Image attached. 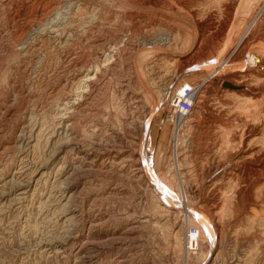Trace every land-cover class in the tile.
Here are the masks:
<instances>
[{
  "label": "rangeland",
  "instance_id": "rangeland-1",
  "mask_svg": "<svg viewBox=\"0 0 264 264\" xmlns=\"http://www.w3.org/2000/svg\"><path fill=\"white\" fill-rule=\"evenodd\" d=\"M52 1L0 0V264H264V171L252 166L264 154V99L249 102L223 80L242 70L264 96V82L253 76L258 68L264 72V23H257L255 41L230 74L200 89L203 100L185 121L171 118L169 104L181 86L198 87L206 78L203 67L211 63H197L205 56L189 69L157 58L158 46L138 43L142 35L158 39L161 30L143 25L139 31L123 17L95 19V5L75 14L65 31L69 42L59 46L31 34L37 24L47 30ZM227 2L192 6L197 20L215 22L204 52L216 44L212 40L226 22ZM254 6L239 7L225 33V51L253 18ZM183 13V31L192 38L194 25ZM56 30L64 34V26ZM30 34L32 48L23 51L21 43L30 41ZM109 46L117 53L105 60ZM252 56L258 63H248ZM89 67L99 73L94 87L81 86L82 93H91L61 126L63 98L78 91V71ZM174 75L165 89V79ZM228 117L234 121L217 123ZM241 138L250 149L248 162L232 157ZM209 186L221 191L224 201L220 232L203 237L209 218L192 192ZM248 188L257 202L253 210L248 196L238 195ZM192 209L206 220L196 222ZM192 228L201 230L206 249L201 239L198 250L187 242Z\"/></svg>",
  "mask_w": 264,
  "mask_h": 264
},
{
  "label": "bare ground",
  "instance_id": "bare-ground-1",
  "mask_svg": "<svg viewBox=\"0 0 264 264\" xmlns=\"http://www.w3.org/2000/svg\"><path fill=\"white\" fill-rule=\"evenodd\" d=\"M101 1H103V2L100 4H98L96 2L97 3L96 4L95 2H93V0H64L63 2L53 0L51 2V5H49V7L47 8L48 9V15H49V18L47 17L49 20L48 25H47L48 28H46L47 30H43V29L38 30V28L41 27L42 25L40 26L39 24H37L38 26L35 29L36 31L31 30V32H33V33H31V32L30 33L33 35H39V36H41L43 34L44 36L53 39L54 42H56V44L59 46L60 45H62V46L66 45L69 42V38H68L69 35H67L69 32L66 34L65 31L67 30V28L69 26L73 25V24L70 25V23H72V20H74V16H76L75 14L79 13V12L88 11L89 8H91L93 5H95L97 7L96 12L94 13L95 19L101 20L106 16H113L115 18L123 17L127 21L132 23V25H134L136 29H139V31L142 30L141 27L143 25L146 27L152 28V29L156 28L157 30L158 29L161 30L160 35L157 37L158 39H155V38L150 39L147 36L142 35L141 39H140L141 41L138 43L141 46H152V48L158 46L157 48L159 49V52H158L157 58H161V59L167 58V59L171 60L172 62L180 63V65L183 66V67L181 66V69H189L192 67V63H194V61L197 60V58L199 59V57L205 56V58H203V60L200 58L201 61L197 62V63H202V65H204L205 64L204 62H210L211 64L208 63L209 65H205L206 68L203 67V69H205L208 72V75L206 76V78H204L201 81L200 85L195 88V90H194L195 94H197V92L200 89L204 88L206 85L212 83V80L221 79L222 74H224L225 72H228L230 70L229 69V68H231L230 66H234L238 59H240L242 56L246 55V53L248 52V47L256 39L255 38V35H256L255 34V27L258 26L257 23H259V25H261V23L262 24L264 23V0H249V1H247V0H227L228 2L224 5V12L226 13V18H225L226 22L224 24H222L221 27L219 26L218 29L216 28L217 33L215 35V39H213V40L211 39L213 42L216 41L215 46L212 47L210 51L204 52V49H202V46H203L202 44L206 40V34L208 33V31L213 30L212 27L214 26L215 22L213 21V17H211V18L209 17L208 21H205V22L197 20L196 18L198 17L197 16L198 13L196 10H194L192 8V6L196 2H201L204 0H101ZM223 4H224V2H223ZM252 4L256 5V6H254V8L256 7L255 12L252 11V12H254V14H253L254 16L252 15L253 18L251 20H249L247 18L249 21L247 22L246 26L244 27L242 34L235 41L234 45L229 49V51L228 52L225 51L222 48L224 46V45L222 46V44H223L225 38H227L225 33H226V31L228 32L230 28H232V26H231L232 22H233L232 20L236 16V13L239 12L238 11L239 7L241 5H246V6L250 7V5H252ZM253 9H251V10H253ZM183 12H185V14ZM39 13H40V16L42 18L43 17V14H42L43 11L41 10V11H39ZM181 13H183V15H185L186 19H189V21H190L189 23H192L194 25V34H193L192 38H190V36H188L184 32L185 31L184 25H186V23L184 22V20L179 19V16L181 15ZM250 13H251V11L249 12V14ZM85 14H87V13H85ZM85 14L82 13V17H83V15L85 16ZM238 14L239 13H237V15ZM50 16H51V18H50ZM235 18H234V20H235ZM12 19H14V18H12ZM86 20H88V18ZM90 20H92V19H90ZM44 25H46V23ZM59 25L64 26V34H61V35L57 34L56 28ZM229 25H230V28L228 29ZM242 26H244V25H242ZM241 29H242V27H241ZM33 35H31V36H33ZM34 38H35V36H33V38H29L30 41L21 43L23 51L29 52V50L32 48L31 44H32ZM177 45L181 50L180 53H177V51H176V50H178ZM116 53H117L116 47L115 46H109V47H107V49L103 53L104 59L106 60V58H108L111 60L113 57H115ZM62 56L64 59H67L69 57L67 52H63ZM248 63L251 65H254L255 63H258V61H254L253 56H252L251 58L249 57ZM96 69H97V67H96ZM96 69H94L93 67H89V68H80V70L78 71L79 74L77 75L75 80L77 81L78 86H80V87H79L77 92L75 91V93H72V95L66 96L65 99L63 98V100H64L63 110L65 111V114H63L64 117L61 116L62 117L60 119V125L61 126L66 125L70 121L71 116H72L71 114H73L74 111H76V109H78V107L80 105H82L81 103L84 101L85 97L91 93V92L88 93L87 91L94 87V83H95L94 81L96 79L97 74H99ZM178 69H180V68H178ZM261 70L262 69L259 70V68L256 69L253 73V76L256 79H260V81H262V83H263L264 82V74H263L264 72H261ZM231 72H233V73L230 74L228 72L227 74H230V75L228 77H226L225 79H223L224 81H226L225 87H227L228 89L234 90V91H239L240 92L239 94L249 102L250 101L251 102L252 101L253 102H260L261 100L264 99L263 98L264 96L260 95V92L254 90L252 88L253 85L251 86V84L249 83L250 79L246 80V78L248 76H245V73H243L242 70L241 71H233L232 70ZM174 78H175V75L174 76H167V78L164 81L163 87H165V89L169 88V86L173 83ZM81 86H82V89L87 88L88 90L87 91L82 90L83 91V93H82L81 92ZM181 87H183V86H181ZM76 88H78V87H76ZM175 102L172 101L173 106H175ZM60 104H62V103H60ZM62 112L63 111H61V113ZM178 115H179L178 120H182V117H183L182 114H178ZM184 118L185 117H183V119ZM232 118H233V116H232ZM230 121H232V120L229 118L228 120H225V121L219 120V121H217V123H219L221 125H226L228 122L230 123ZM233 121H234V119H233ZM242 138H243V136H242ZM176 141H177V139H176ZM176 141H175V146H174L175 151L177 148L176 144H178V143H176ZM243 141H245V140L244 139L241 140V142L239 143L240 148H238V150L235 152V154L232 157H234V158H236V157L240 158L241 157V159L247 161L246 157L250 155V149L248 147L242 146ZM76 152H77V150H76ZM86 155H89V154H86ZM216 161H215V166H214V169H215L214 172H217V170H219L218 167L220 166L219 161L218 162H216ZM94 162H92V163H94ZM257 162H258V164H257ZM250 164L251 163L249 162L248 165H250ZM252 166L258 167V169L260 171H264V154L263 153L260 155V157L257 159L256 162H252ZM245 167L246 166H244V168ZM235 170H236L237 174L242 175L244 173L243 170H241V167H237V169H235ZM235 170H233V171H235ZM257 172L255 174H257ZM228 174L234 175L231 172V169H230V172ZM257 181H258V179H257ZM251 186H252V184L250 185V187ZM209 187H211V186H209ZM214 188H216V187H214ZM214 188L211 187V189H209L208 191L205 190L206 192L204 191L202 193L199 191L198 192H192L193 198H195V197L197 199L199 198V201L201 203L200 205L203 206V208L207 214V215L206 214L205 215H206V217L208 216V218H209V220L207 219L208 224H205L204 226L202 225L203 226L201 228L202 231L200 230L201 235L203 237H205L204 235H209L210 233H211V235H213V234H217L218 231L220 232V230H219V228H220V217H219L220 213L219 212H220V209H222V205H223L222 203L224 201L222 199L224 198L223 197L224 194L221 191H218L217 188L216 189H214ZM249 191H250V189L247 192L241 191V192H239L238 195L248 196V207L249 206L252 207L251 209L253 210V208L257 207V202L253 198L252 194ZM169 198H171V197H168L166 202L168 200L170 201ZM185 203L187 204L188 201L185 200ZM187 207H189V206L186 205V208ZM194 208H195V206H194ZM200 208L198 210H200ZM188 209H190V208H187V210ZM197 212L198 211H195L192 209V210H190L189 213L192 214V216H191L192 218H195V219L197 218L195 220L196 222H197V220L199 222L200 219H201V221H205L206 217L202 218L201 216H199V214H197ZM189 213H187V214L189 215ZM203 219H205V220H203ZM89 223H91V221H89ZM199 224H201V223L199 222ZM194 229H195L194 234H188L187 235V242L189 244H193L194 247L196 246V248H197L196 250H198L199 249L198 242L201 239V243H202L203 237L202 236L200 237V231L198 229H196V228H194ZM212 237H214V235ZM202 244H205V243L203 242ZM206 248H207V244H205V249ZM210 250H208V251L213 252L215 250L214 245H212ZM212 255H214V254H212ZM215 255H216L215 257H217V254H215ZM208 260H210V259H208ZM117 262H116V264H122L121 261L119 263H117ZM207 262H209V261H207Z\"/></svg>",
  "mask_w": 264,
  "mask_h": 264
},
{
  "label": "built area",
  "instance_id": "built-area-1",
  "mask_svg": "<svg viewBox=\"0 0 264 264\" xmlns=\"http://www.w3.org/2000/svg\"><path fill=\"white\" fill-rule=\"evenodd\" d=\"M197 85L190 84V85H184L181 87L178 91H175L172 96V101L175 102V106H171V103L169 106L172 109L173 115H171V118L177 119L178 114H182L183 117H185V121L189 120L188 117L192 114L193 108L195 103L198 101H202L203 99H199L198 97L201 96L202 93L201 90L196 95L194 93V90ZM178 113V114H177ZM195 229L192 228L188 234H194Z\"/></svg>",
  "mask_w": 264,
  "mask_h": 264
},
{
  "label": "water",
  "instance_id": "water-1",
  "mask_svg": "<svg viewBox=\"0 0 264 264\" xmlns=\"http://www.w3.org/2000/svg\"><path fill=\"white\" fill-rule=\"evenodd\" d=\"M225 86V85H224Z\"/></svg>",
  "mask_w": 264,
  "mask_h": 264
}]
</instances>
